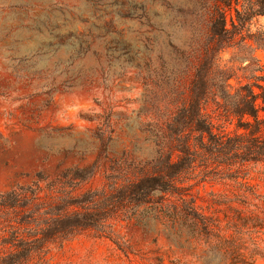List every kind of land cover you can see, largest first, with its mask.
Returning <instances> with one entry per match:
<instances>
[{
    "label": "rangeland",
    "instance_id": "obj_1",
    "mask_svg": "<svg viewBox=\"0 0 264 264\" xmlns=\"http://www.w3.org/2000/svg\"><path fill=\"white\" fill-rule=\"evenodd\" d=\"M196 2L0 0V194L34 184L39 172L51 181L66 168L93 163L101 130L112 136L107 167L152 157L154 121L160 113L162 126L172 119L196 71L197 60L190 64L187 55L199 51L201 37L180 26L181 11ZM259 28L264 17L252 30ZM256 56L264 66V52ZM235 58L229 50L223 64ZM104 181L99 176L84 189ZM247 181L264 199V164L250 166ZM211 192L233 194L226 186L202 184L195 189L205 201L200 205L208 206ZM256 212L263 217L264 203ZM117 232L138 256L127 258L91 232L54 249L47 264H150L155 257L199 264L160 230L149 234L123 225ZM260 237L264 247V229Z\"/></svg>",
    "mask_w": 264,
    "mask_h": 264
},
{
    "label": "trees",
    "instance_id": "obj_2",
    "mask_svg": "<svg viewBox=\"0 0 264 264\" xmlns=\"http://www.w3.org/2000/svg\"><path fill=\"white\" fill-rule=\"evenodd\" d=\"M197 3L180 13V26L201 37L199 51L187 55L190 64L197 60L196 71L172 119L162 126L160 113L154 121L153 156L107 167L112 136L101 130L93 163L66 168L51 181L39 172L34 184L0 194V264H47L54 249L91 232L127 258L138 256L117 232L123 225L149 234L160 230L199 264L264 259V214L256 212L264 199L247 181L250 166L264 164V66L256 56L264 52V29L252 30L264 17V0ZM229 50L236 51L231 66L223 64ZM99 176L102 187L84 189ZM202 184L226 186L233 194L211 192L204 207L195 194ZM154 260L150 264H166Z\"/></svg>",
    "mask_w": 264,
    "mask_h": 264
}]
</instances>
